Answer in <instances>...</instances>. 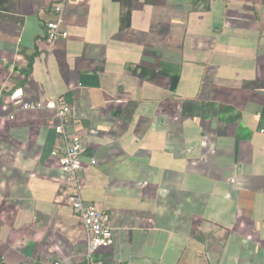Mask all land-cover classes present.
<instances>
[{
    "label": "crops",
    "instance_id": "crops-1",
    "mask_svg": "<svg viewBox=\"0 0 264 264\" xmlns=\"http://www.w3.org/2000/svg\"><path fill=\"white\" fill-rule=\"evenodd\" d=\"M0 0V264H264V0ZM80 194L113 240L86 257ZM94 161V162H93Z\"/></svg>",
    "mask_w": 264,
    "mask_h": 264
},
{
    "label": "built area",
    "instance_id": "built-area-1",
    "mask_svg": "<svg viewBox=\"0 0 264 264\" xmlns=\"http://www.w3.org/2000/svg\"><path fill=\"white\" fill-rule=\"evenodd\" d=\"M68 0H62L53 6V18L46 22L48 41L52 44L67 39L69 33L64 27V8ZM24 110H39L45 107L55 112L50 125L65 140V153L61 159V169L66 174L68 186L74 189L68 195V202L73 211L81 218V225L86 237V257L92 258L95 251L108 247L113 240V228L108 213L100 210L95 204L86 201L80 194L79 161L83 153L80 135L69 131L72 109L66 95L55 96L48 104L40 101H29L22 104ZM94 162V161H93Z\"/></svg>",
    "mask_w": 264,
    "mask_h": 264
}]
</instances>
